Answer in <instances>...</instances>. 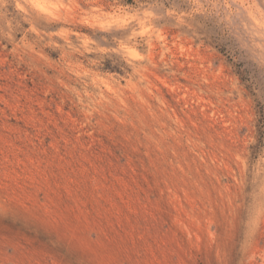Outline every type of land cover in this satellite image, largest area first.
<instances>
[{
	"label": "rangeland",
	"instance_id": "374dc122",
	"mask_svg": "<svg viewBox=\"0 0 264 264\" xmlns=\"http://www.w3.org/2000/svg\"><path fill=\"white\" fill-rule=\"evenodd\" d=\"M0 264H264V0H0Z\"/></svg>",
	"mask_w": 264,
	"mask_h": 264
},
{
	"label": "snow or ice",
	"instance_id": "6c2138e0",
	"mask_svg": "<svg viewBox=\"0 0 264 264\" xmlns=\"http://www.w3.org/2000/svg\"><path fill=\"white\" fill-rule=\"evenodd\" d=\"M40 5V0H37V7H39Z\"/></svg>",
	"mask_w": 264,
	"mask_h": 264
}]
</instances>
